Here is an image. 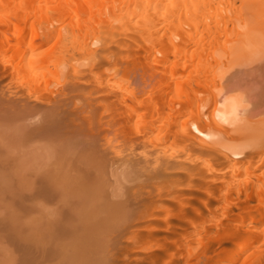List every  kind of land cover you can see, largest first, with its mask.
I'll list each match as a JSON object with an SVG mask.
<instances>
[{
  "label": "bare ground",
  "instance_id": "bare-ground-1",
  "mask_svg": "<svg viewBox=\"0 0 264 264\" xmlns=\"http://www.w3.org/2000/svg\"><path fill=\"white\" fill-rule=\"evenodd\" d=\"M0 103L25 264H264V0H0Z\"/></svg>",
  "mask_w": 264,
  "mask_h": 264
},
{
  "label": "rangeland",
  "instance_id": "rangeland-1",
  "mask_svg": "<svg viewBox=\"0 0 264 264\" xmlns=\"http://www.w3.org/2000/svg\"><path fill=\"white\" fill-rule=\"evenodd\" d=\"M53 43H54V41L52 40L48 46H52ZM62 81L66 82L63 79H62ZM62 81L60 79V81L58 82L60 85L56 84L57 85L56 86L55 83L53 84V85H55V89H57L56 87H59L58 90L61 89L63 91L64 90L63 88H66V86L68 84L65 83L66 84L65 85L64 82H62ZM68 89H69V87L66 88V90H68ZM60 91H57V92L59 93ZM63 92H66V91H63ZM68 92H69V90H68ZM68 92H66V93H68ZM2 110H3V105L0 103V111H2ZM2 203L0 204V218L2 217L1 220L3 221L5 217L3 216L2 213H4V215H5L6 211L9 213L16 208H15V206H12L8 201L2 202ZM8 208H10L11 210H9ZM8 213L5 215L6 217H7ZM9 215H10V213H9ZM2 221H0L1 224H2ZM1 227L2 226L0 225V228ZM0 248L4 249V250H0V253H1L0 254V264H3L1 262H3V261L5 262V260H6V262H5L6 264H25V251H24L23 241L22 240L20 241L18 239V237H16V236L10 237L8 240V238H6V233L4 231H3V233H1V231H0ZM5 250H7V251L5 252ZM8 254H9V256H8ZM2 256H4L5 258L3 257V259H2L1 258ZM6 256H8V258ZM10 257H12V258H10ZM9 259H10V261H9Z\"/></svg>",
  "mask_w": 264,
  "mask_h": 264
}]
</instances>
